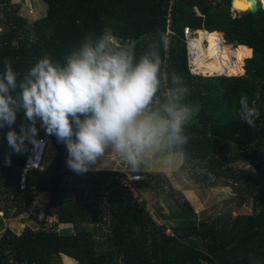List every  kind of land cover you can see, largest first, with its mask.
<instances>
[{"label":"trees","instance_id":"trees-1","mask_svg":"<svg viewBox=\"0 0 264 264\" xmlns=\"http://www.w3.org/2000/svg\"><path fill=\"white\" fill-rule=\"evenodd\" d=\"M42 1L46 16L33 13L34 19L19 14L17 2L0 0V72L5 59L21 75L44 53L60 59L89 31L99 33L106 25L122 39L134 37L138 53L145 41L163 37L165 77L173 71L181 75L190 89L186 102L200 106L186 129L189 141L183 169L189 170L186 174L196 184L213 185L214 179H220L222 186L235 182L242 195L239 204L252 197L253 213L201 218L173 226L174 235H168L164 225L148 214L145 202H137L121 184L122 172L70 171L64 145L43 129L39 135L50 139L54 157L42 169L28 171L26 189L21 191L19 175L27 153L12 152L3 138L6 128L0 132V212L4 215L0 216V264H62L61 254L76 259V264H264V4L251 14L238 10L234 0ZM168 25L173 35H167ZM184 27L207 31L219 40L214 45L229 47L238 74L242 67L241 75L191 74ZM221 32L227 43L240 49L223 41ZM245 95L260 111L254 128L238 118L239 99ZM22 121L21 114L17 131ZM240 162L246 166L239 167ZM201 164L203 172L198 171ZM164 179L163 173L148 174L137 185L163 188ZM167 191L182 217L195 212L181 190ZM40 193L50 195L43 215L58 221L42 222L38 230L26 226L20 234L4 227L11 211L10 218L27 213ZM156 196L153 205L163 207ZM95 233H103L105 239L96 240Z\"/></svg>","mask_w":264,"mask_h":264},{"label":"clouds","instance_id":"clouds-1","mask_svg":"<svg viewBox=\"0 0 264 264\" xmlns=\"http://www.w3.org/2000/svg\"><path fill=\"white\" fill-rule=\"evenodd\" d=\"M137 49L134 37L122 39L106 25L99 33L89 31L60 59L48 53L34 58L22 75L5 59L0 132L8 129V147L24 154L29 144L41 146L43 129L64 145L66 166L77 174L93 165H118L128 175L176 166L186 155V129L200 106L186 102L190 89L181 75L165 77L163 37ZM239 106V120L254 128L260 117L255 102L245 95Z\"/></svg>","mask_w":264,"mask_h":264},{"label":"rangeland","instance_id":"rangeland-1","mask_svg":"<svg viewBox=\"0 0 264 264\" xmlns=\"http://www.w3.org/2000/svg\"><path fill=\"white\" fill-rule=\"evenodd\" d=\"M13 1L17 2L18 0H13ZM242 1L243 0H240V2H242ZM258 2H259V4H258L259 6H261V4H264V0H258ZM31 5L35 11L34 12L35 16H37V15H39L40 17L46 16V10H47L46 2H43L42 0H31ZM22 9H23V7H20L19 14H21L22 16H25L26 18L34 17V19H35L34 15H27V11L24 9H23L24 10L23 11ZM221 34H222V38H223V33L221 32ZM212 38L213 37L210 34L209 35V42H212V44H214V41L218 40V39L216 37L213 39ZM211 40H213V41H211ZM223 41L226 42L225 38H223ZM227 44L231 45L232 47L234 46L236 50L237 49L239 50L241 47V46H235L234 44H231V43H227ZM226 47H225V49H226ZM227 48L230 50L229 47H227ZM228 49H226V50H227L228 54H230ZM246 59H245L244 64H243V68H244ZM234 63H235V61H234ZM241 70H242V67H241ZM241 70H240V73L237 75H241ZM244 70H245V68H244ZM244 73H245V71H244ZM213 74H225V73H212V74L206 73L205 75H213ZM43 131H40L41 133L40 132L39 133L42 134ZM54 154H55V150H54L53 145L51 144V141H50V146L48 148V154L46 156L45 162H43V167H45L52 160V158L54 157ZM183 166H184V164H183ZM183 166H181L177 170V172L173 173V174H172V172H170V174H168L166 171L167 180L166 179H164V180H165V182L166 181L167 182H166V185H164V188H154L153 187V189L150 190V194L148 196V198H153L155 200V198H154L156 196L155 190L158 189L156 192L157 198L164 199L163 202L168 204L169 208L173 207V204H175V209H169L168 213H167V210H164L163 207L158 206V205L157 206L153 205L152 207L148 206L147 208H145L148 211V214L157 223L163 224L165 228H166V226H169L172 229L173 226H176V225L179 226V225H182V223H188V220L184 219L182 217V215H181L182 211H180L179 207L176 205V203H174L175 202L174 197L164 193L167 190H170V187L173 188V185L176 186L178 184V181L175 178L178 175H179L180 179L183 178L182 181H184V182H186V179L191 178V176H189V175L188 176L190 178L188 176H185L186 172L189 174V172H188L189 170L183 169ZM238 166L244 167L246 165L244 162H240V163H238ZM201 167H203V164H201L199 166L198 171L203 172V169H201ZM247 167H249V166H247ZM210 180H213V178L210 177ZM214 180H215V182H213V185L208 186L207 184H209V182H207V181H206L207 184H206V182L204 184L203 181H197V184H196L195 179L191 178L192 185L195 184V185L199 186L203 191V193L199 194L200 202L203 203V205H200L199 208H197V211L195 210V212L192 214L195 217L190 222L199 221V219H201V218L206 219V218L213 217L215 215L225 214V213L231 214L232 217H235L239 214L247 215V214L253 213L254 201H253L252 197H250L244 204H242V205L239 204V201L241 200L242 195L236 191L237 184H235V182L229 181L230 185L222 186L220 179L219 180L214 179ZM170 182H171V184H170ZM165 189H167V190H165ZM173 189H175V188H173ZM141 191L142 192H140V193H142L143 195H146V197H147V194L149 192L145 191V188H141ZM137 194H139V192ZM49 201H50V195L49 194H47V193L38 194L35 197V200L31 204L27 213L22 214L16 218H10L11 213L13 212V211H11L9 214V218H6V220L4 221V223H5L4 227L11 228L17 234H20L26 226H28L29 228H32L34 230L40 229L41 226H43V225H41L42 223L41 224H34L33 221L36 219L37 214H45L46 213ZM159 214L162 215V217L164 219L168 218L169 219L168 223L166 222V220L160 219V217L158 216ZM52 215H54V214H52ZM192 215H191V217H192ZM0 216H4V215L2 214ZM56 219L52 218L53 224L56 221H58ZM88 225L91 227V226H94V223L90 222ZM61 227L62 226L59 225V229H62ZM69 229L72 231L73 226L69 227ZM95 237H97L96 240H98V241H102L105 239V236L103 233H97V234L95 233ZM58 260L62 264H76V259H74L68 255H65V254H61L60 257L58 258Z\"/></svg>","mask_w":264,"mask_h":264},{"label":"built area","instance_id":"built-area-1","mask_svg":"<svg viewBox=\"0 0 264 264\" xmlns=\"http://www.w3.org/2000/svg\"><path fill=\"white\" fill-rule=\"evenodd\" d=\"M19 4L28 12L29 15H32L35 11L31 5V0H20ZM1 7V6H0ZM3 18V14L0 13V19ZM2 27L0 26V31ZM198 30H192L189 27L183 28L184 41L187 49V63L189 67V71L191 74H206L197 69V61L202 60V51L199 46L196 45V35ZM174 32L170 29L168 25L167 35H173ZM205 44V41L201 43ZM38 140L43 141L44 143L37 147L34 145L29 146V151L27 152L26 158L24 160V164L21 167V172L19 175V190L23 191L26 189V178L28 171L42 169L43 162H45L46 156L48 154V148L50 146V139L43 135H38ZM123 175L120 176L121 184L127 188L133 198L136 199L137 202H145V208L148 206L152 207L155 200L153 198H148L146 195H143L141 188L137 185L138 182L143 179V175L141 173H133L126 174L122 172ZM139 192V194H137ZM3 213L0 212V215ZM52 218L55 219V216H45L43 214H37L36 219L34 220V224H41L42 222H47L49 224H53ZM57 220V219H56ZM165 233L168 235H174V232L169 226H166Z\"/></svg>","mask_w":264,"mask_h":264},{"label":"bare ground","instance_id":"bare-ground-1","mask_svg":"<svg viewBox=\"0 0 264 264\" xmlns=\"http://www.w3.org/2000/svg\"><path fill=\"white\" fill-rule=\"evenodd\" d=\"M234 6H236L238 10L245 12L249 8V2L246 0L242 2L237 0L235 4L234 0ZM209 35L207 31H197L195 43L202 51V60H198L196 63L197 69L203 73L209 74L225 73L227 75H237L238 72L232 56L228 54L227 50L222 45H214L212 42H209ZM212 37L215 38V36ZM203 40L205 41L204 45L201 44Z\"/></svg>","mask_w":264,"mask_h":264},{"label":"crops","instance_id":"crops-1","mask_svg":"<svg viewBox=\"0 0 264 264\" xmlns=\"http://www.w3.org/2000/svg\"><path fill=\"white\" fill-rule=\"evenodd\" d=\"M11 1H13V0H11ZM19 1L20 0H18L17 1V4H19ZM13 2H15V1H13ZM114 163V162H113ZM183 164H184V158L182 159V160H180L178 163H177V165L176 166H174V167H159V168H153V169H145V170H142L141 171V174H143L144 176H148V174H157V173H163V176L165 175H167V173L168 174H170V172H172V174L173 173H176L177 172V170L181 167V166H183ZM105 168H100L99 170H118V171H122V169H121V167L120 166H112V165H105L104 166ZM97 169H98V166L97 165H93L92 166V168L90 169V171H97ZM166 171H167V173H166ZM187 174L185 173V176H186ZM173 176V175H172ZM175 176V175H174ZM188 176V175H187ZM183 177V176H182ZM176 179H177V181H178V184L176 185V186H174L173 185V188H175L176 190H181V192L186 196V198L189 200V202H190V204L193 206V208L197 211V208H199V206L200 205H203V203H201L200 202V196H199V194L200 193H203V191H202V189L199 187V186H197V185H195V184H193L192 185V182H191V179H186V182H184V181H182V179H180L179 178V175L177 176V177H175ZM169 181V180H168ZM170 184H171V182H170ZM169 184V185H170ZM192 185V186H191ZM145 188V187H144ZM153 189V187L152 186H150V187H148V188H145V191H148L149 193L147 194V197L149 196V194H150V190H152ZM156 191H157V189L155 190V193H156ZM164 192V191H163ZM165 194H169V191H166V192H164ZM166 197V196H165ZM155 198V197H154ZM203 198V197H202ZM163 200L164 199H162V205H163V207H164V210H167V213H168V210L169 209H175V206L173 205V207H170L169 208V206H168V204H166V203H164L163 202ZM179 210H180V208H179ZM183 213V212H182ZM185 215V217H183L184 219H187L188 220V223L189 224H191L192 222H190V221H192L193 220V218L195 217L194 215H192V217H191V215L190 214H184ZM159 217H160V219H164L163 217H162V215H158ZM164 220H166V222L168 223V220L169 219H164ZM200 220V219H199Z\"/></svg>","mask_w":264,"mask_h":264},{"label":"water","instance_id":"water-1","mask_svg":"<svg viewBox=\"0 0 264 264\" xmlns=\"http://www.w3.org/2000/svg\"><path fill=\"white\" fill-rule=\"evenodd\" d=\"M249 2V8L245 11L251 14H254L258 11L259 5H258V0H246ZM233 7V5H232ZM239 12V11H238Z\"/></svg>","mask_w":264,"mask_h":264}]
</instances>
